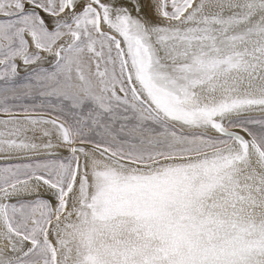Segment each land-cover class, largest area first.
<instances>
[{
    "label": "snow or ice",
    "instance_id": "obj_1",
    "mask_svg": "<svg viewBox=\"0 0 264 264\" xmlns=\"http://www.w3.org/2000/svg\"><path fill=\"white\" fill-rule=\"evenodd\" d=\"M0 264H264V0H0Z\"/></svg>",
    "mask_w": 264,
    "mask_h": 264
},
{
    "label": "rangeland",
    "instance_id": "obj_2",
    "mask_svg": "<svg viewBox=\"0 0 264 264\" xmlns=\"http://www.w3.org/2000/svg\"><path fill=\"white\" fill-rule=\"evenodd\" d=\"M37 103H39V101H37Z\"/></svg>",
    "mask_w": 264,
    "mask_h": 264
}]
</instances>
